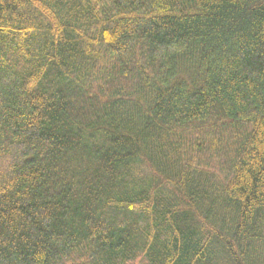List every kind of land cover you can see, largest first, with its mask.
<instances>
[{"label":"trees","instance_id":"1","mask_svg":"<svg viewBox=\"0 0 264 264\" xmlns=\"http://www.w3.org/2000/svg\"><path fill=\"white\" fill-rule=\"evenodd\" d=\"M0 264H264V0H0Z\"/></svg>","mask_w":264,"mask_h":264}]
</instances>
